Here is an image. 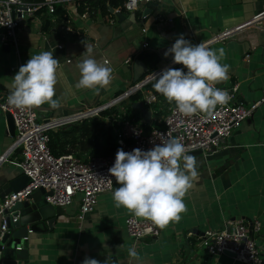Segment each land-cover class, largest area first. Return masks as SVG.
Here are the masks:
<instances>
[{"label":"crops","instance_id":"crops-1","mask_svg":"<svg viewBox=\"0 0 264 264\" xmlns=\"http://www.w3.org/2000/svg\"><path fill=\"white\" fill-rule=\"evenodd\" d=\"M58 6L63 10L56 20L45 16L27 18L18 31L17 44L1 41L3 45L0 46V95L10 91L13 76L29 58L54 49L53 56L62 65L63 74L55 86L56 98L61 100L62 106L54 110L43 105L45 107L38 109V115L45 118L70 114L107 101L133 84L135 75L140 79L150 73L148 71L165 65L172 55L165 57L164 52L180 34L193 45L201 43L250 19L264 9V0H159L141 6L147 13L145 18L140 17V10H136L133 17V12L124 9L120 16L110 11L109 14L96 12L80 17L74 9L75 3L63 2ZM44 19L50 22L47 27L43 26ZM144 41L148 43L146 46H143ZM5 44L7 50H4ZM84 45L93 47L92 56L98 62L105 63L108 58L106 63L113 69V80L99 94L92 89L76 87L80 79L77 65L87 55ZM11 46L14 50L8 55ZM207 46L217 52L224 48L225 57L221 63L230 66V78L219 85L236 84L237 96L245 104L264 96V27L258 24L237 27L223 40H214ZM149 51L155 53L154 58L146 57ZM246 53L249 57L245 59ZM136 59L146 68L135 69ZM179 66L185 70L180 64L172 68ZM147 89L150 88L143 87V90ZM127 100L129 106L131 100L129 97ZM161 101L166 100L160 98L159 107ZM170 105L168 103V107ZM130 112L137 121L148 122L150 127L155 125L153 114L150 113V119L146 121L139 109L133 108ZM105 116L100 117L106 120ZM13 141L14 135L7 129L5 114L0 111V157ZM193 156L197 160L199 176L184 198L187 211L181 214L178 223L169 225L165 235L160 229L156 237L131 238L121 218L131 213L115 206L113 185L98 196V201L101 197L105 206H95L81 223L74 218L75 212L69 217L57 216L79 229L77 243L64 248L66 256L62 255V258L60 244L56 247L49 240L50 243L45 242L40 249L37 244L31 245L28 239L26 247L23 246L27 255L20 258V264H82L85 258H94L101 264L108 258L107 264H121L119 261H130L129 248L136 250L140 264H233L235 260L229 255L221 254L216 259L203 250L198 245L199 235L205 229L222 227L228 218L250 222L257 217L261 222V235L257 239L261 241L264 236V102L261 101L249 117L241 120L229 136L223 138L218 150L207 156L203 153ZM20 157V149H14L0 161V182L21 173L14 163ZM57 219L52 229H42L39 224L41 229L35 231H53ZM96 224H101L99 232L89 234V229ZM192 229H198V232H192ZM124 233L128 240L123 238ZM132 264L136 261L132 260Z\"/></svg>","mask_w":264,"mask_h":264},{"label":"built area","instance_id":"built-area-1","mask_svg":"<svg viewBox=\"0 0 264 264\" xmlns=\"http://www.w3.org/2000/svg\"><path fill=\"white\" fill-rule=\"evenodd\" d=\"M75 1L39 0L29 2L25 0H0V41L8 45H16L18 31L22 22L27 18L45 16L51 20H56L59 17L57 5L63 2L75 3ZM158 1L123 0L120 7L113 8V13L117 15L116 13L121 12L123 7L124 10L133 13L140 10V17L145 18L147 13L141 6ZM74 9H76L75 6ZM77 15L85 17L88 13L84 10L82 13H77ZM252 24L264 27V9L247 21L235 27L224 29L201 43L207 46L214 40H223L237 27ZM141 29L144 31L145 27L142 26ZM147 44L144 41L143 46ZM248 57L249 54L246 53L244 58ZM129 59L125 61L127 62ZM104 61L107 62L108 58ZM175 65L171 57L165 65L144 75V77L128 85L122 92L105 102L85 106L70 114L44 117L41 120L38 115L39 108L21 111L8 104L7 97L10 91L2 93L0 95V111L3 114L6 112L11 114L15 134L14 141L0 157V161L7 158V153L14 149H20L21 157L14 163L20 168L21 172L28 175V180L22 188L10 191L0 200V237L5 231H8L6 217L10 216L12 221H17L19 217V212L15 213L12 209L15 202L28 199L31 193L40 187L45 189L42 196L44 200L55 208L64 209L71 205L73 201H77L78 209L75 211L74 218L79 223L84 219L86 213L95 208L99 194L113 187L115 177L111 176L108 169L114 163L116 152L105 156L88 157L79 156L74 152L56 155L51 151L48 144L50 129H56L59 126L80 121L86 117L98 116L101 115L100 112L103 110L114 108L115 111L105 116V121L112 127L115 142L119 146L118 149L128 152L134 148L145 151L150 150L170 135L180 139L189 151L200 148L202 153L207 156L218 150L221 147L223 138L229 136L232 129L241 120L249 117L261 101L264 102L263 96L259 100L245 104L237 96L236 84H218L216 86L227 90L232 99L227 105L217 106L211 116L195 115L185 117L175 111V104H171L166 112L159 117L156 114V107L159 108L160 98L153 90H143V87L152 80V73L158 75L162 70L172 68ZM184 71H187V69ZM137 91L142 92L138 100L154 115L152 120H158L162 122V125H153L145 130L141 124L142 121H137L134 116H128L127 98ZM249 225L251 228H249ZM125 229L134 239L156 237L160 233V229L150 221L134 217L132 214L125 217ZM32 232L31 226L27 225L25 234L21 235L15 248H23ZM258 235H261V222L257 217L250 222L242 218H228L223 222L221 228L205 229L199 235L200 242L198 245L204 247L205 251L216 259L221 254H225L226 250H229L234 253L232 255L233 259L239 261L240 264H264V236H261L260 241V239H257Z\"/></svg>","mask_w":264,"mask_h":264},{"label":"clouds","instance_id":"clouds-1","mask_svg":"<svg viewBox=\"0 0 264 264\" xmlns=\"http://www.w3.org/2000/svg\"><path fill=\"white\" fill-rule=\"evenodd\" d=\"M87 55L77 65L80 79L76 87L92 89L99 94L113 80V69L107 63L98 62L93 47L84 45ZM53 50L41 51L21 65L12 79L8 104L21 110L39 108L45 104L59 109L62 104L56 98V85L62 73V65L53 56ZM172 55L181 68H166L160 74L152 73L154 90L175 111L185 117L211 116L217 106L229 103L232 97L216 85L227 81L228 64H222L224 48L213 50L204 43L193 45L180 34L164 52ZM189 149L178 138L167 136L150 150L134 148L132 151L117 149L113 165L108 169L115 177L116 187L112 193L117 208L123 207L134 217L143 218L163 230L178 223L187 211L184 198L198 179L197 160L188 154ZM129 264H140L134 248H129ZM108 259V258H107ZM107 259L103 264H107ZM82 264H101L94 258H85Z\"/></svg>","mask_w":264,"mask_h":264},{"label":"trees","instance_id":"trees-1","mask_svg":"<svg viewBox=\"0 0 264 264\" xmlns=\"http://www.w3.org/2000/svg\"><path fill=\"white\" fill-rule=\"evenodd\" d=\"M29 2H35L39 0H25ZM123 0H76L75 8L78 13H82L84 10L88 14L99 12L101 14H109L110 8L120 7ZM63 9L57 5V13ZM123 11V7H122ZM50 24L49 20L44 19L43 26L47 27ZM155 53L149 51L146 57L154 58ZM183 67V65H181ZM180 68V66H179ZM152 70L148 71L151 72ZM155 80L149 81L145 87L152 89L158 97L165 98L157 93L153 84ZM119 93V92H118ZM140 97V91H137L129 96L131 103L138 100ZM131 108V104L129 105ZM161 110V109H159ZM115 109H106L100 112L102 116L108 115ZM100 115V116H101ZM160 115V111L158 112ZM100 116H91L83 118L80 121L71 122L57 127L56 129L49 130V147L51 151L56 154H62L66 152H74L77 155L88 156H105L114 154L119 146L116 144L112 127L106 124L105 118ZM137 120V118H135ZM155 126L162 125V122L155 120ZM142 126L145 130L150 128L148 122H142Z\"/></svg>","mask_w":264,"mask_h":264},{"label":"water","instance_id":"water-1","mask_svg":"<svg viewBox=\"0 0 264 264\" xmlns=\"http://www.w3.org/2000/svg\"><path fill=\"white\" fill-rule=\"evenodd\" d=\"M110 11H113V8H110ZM117 15H121L120 12L116 13ZM134 17V13L132 15ZM8 49V45H4V50ZM135 69L140 70L141 68H146L145 64L136 59L135 61ZM141 64V65H140ZM136 74V73H135ZM135 80H139V76L135 75ZM133 108H137L140 110L143 118L146 121L150 119V110L146 108L143 103L139 100H136L131 103ZM45 106H41L39 108H44ZM5 118L7 122V129L10 134H15V126L13 122V118L9 112L5 113ZM202 151L200 148L192 149L188 152L190 155L201 154ZM28 180V175L21 172L18 175L1 181L0 182V200L3 199L4 195L9 193L10 191H16L22 188ZM45 193V189L43 187L38 188L33 191L28 199L23 201H17L12 206L14 212H19V217L17 221H12L10 216L6 217V226L8 227V231H5L3 235L0 237V249H1V257L0 264H20V258L25 257L27 254L25 252V247L21 249H16L15 245L19 242L20 236L25 234L27 224H30L33 231L48 228L52 229V224L57 219V216L63 213V208L53 207L49 204V207L46 204H43L42 196ZM25 215L29 218H25ZM40 224V225H39ZM0 225H1V214H0ZM16 228V229H15ZM249 228L251 226L249 225ZM198 232V229H192V232ZM202 233V232H201ZM4 245V247H2ZM225 254L234 255L233 252L226 250Z\"/></svg>","mask_w":264,"mask_h":264},{"label":"rangeland","instance_id":"rangeland-1","mask_svg":"<svg viewBox=\"0 0 264 264\" xmlns=\"http://www.w3.org/2000/svg\"><path fill=\"white\" fill-rule=\"evenodd\" d=\"M2 43L0 41V46L2 47ZM13 49V46L10 47V49L7 51V54L9 55L11 52H12ZM249 104V103H248ZM155 106V105H154ZM157 106V105H156ZM155 106V107H156ZM159 106V105H158ZM129 111V117H132L134 116L132 114V111L133 108L131 107L129 109V106L126 107ZM157 109V112L156 114L158 115V112L160 111V115H158L159 117L162 116V113L164 114L165 111L168 109V103L166 101H161V106L158 108L156 107ZM161 109V110H159ZM46 116H48V114L46 113ZM44 117H41L39 116V119H43ZM201 156V155H200ZM113 185L115 186V188L117 187V183H116V180L113 181ZM43 202V204H46L48 207H49V204L44 200V198H42L41 200ZM98 205L96 206H105V201H102L101 200V197H99V201L97 202ZM78 209V202L77 201H73V203L71 205H68L67 207L64 208V211H63V215H66V216H71V214H73V212L77 211ZM25 218H29L28 216L25 215ZM122 220H123V224H124V227H125V218L123 219V217L121 216ZM99 226L101 227V224L98 225L96 224L93 228H90L89 229V234H95L96 232H99ZM223 226V225H222ZM79 227V226H77ZM170 226H168L166 229H163L162 230V235H165L166 231H168L170 228ZM221 228V227H220ZM79 232V229H76L74 228L73 226V223L72 222H69L67 220H62V219H57L56 223L54 224V230L53 231H44V232H37V231H33L32 233H30L29 235V243L31 245H34V244H37L38 247L40 249H42L44 247V243L45 242H49V240L51 241L52 244H55L56 247L58 244H60L63 248H62V251L63 253H60L61 256H66V252H64V249L66 247V245H69V244H74V243H77L76 242V239L78 237L77 233ZM50 235H51V238H50ZM81 235V234H80ZM43 236L46 238L47 236H49V239L46 240L45 238H43ZM82 237H85V236H82ZM131 237V236H130ZM124 239L128 240V236L124 233V236H123ZM133 238V237H131ZM61 239L64 242L61 241ZM201 247V246H200ZM203 250L204 247H201ZM58 252H59V246H58ZM225 255V254H223ZM227 255V254H226ZM62 256V258H63ZM229 257L232 259L233 257L231 255H229ZM121 264H128L129 261H119ZM124 262V263H122ZM233 264L235 261H232ZM239 261H236V263L238 264Z\"/></svg>","mask_w":264,"mask_h":264}]
</instances>
